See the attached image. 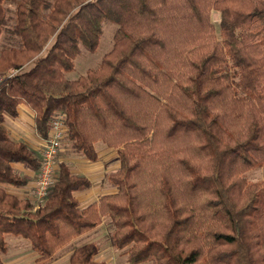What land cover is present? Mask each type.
<instances>
[{
	"label": "trees",
	"instance_id": "16d2710c",
	"mask_svg": "<svg viewBox=\"0 0 264 264\" xmlns=\"http://www.w3.org/2000/svg\"><path fill=\"white\" fill-rule=\"evenodd\" d=\"M218 12L216 25L212 13ZM0 0V36L8 29ZM117 25L100 66L77 80L81 45L99 47L103 22ZM17 47L0 52V264L6 236L51 262L109 218L112 246L129 264H264V0H19L10 28ZM29 65L30 68H27ZM24 104L46 139L58 113L66 141L90 162L96 144L117 150L106 177L116 192L85 208L88 177L59 161L40 205L6 187H27L42 156L5 126ZM98 245L70 264L97 261Z\"/></svg>",
	"mask_w": 264,
	"mask_h": 264
},
{
	"label": "rangeland",
	"instance_id": "374dc122",
	"mask_svg": "<svg viewBox=\"0 0 264 264\" xmlns=\"http://www.w3.org/2000/svg\"><path fill=\"white\" fill-rule=\"evenodd\" d=\"M18 2L19 0H5L7 15L11 21L8 25V29L0 36V52L5 48L18 46V40L16 37H14V35H12L10 31V28L14 25L15 12ZM212 18L216 25H218L220 19L219 13L213 12ZM116 30V24L109 21H104L99 47L97 50L91 51L86 46L81 45V53L75 59V68L73 71L66 73V78L68 80H77L81 76H84L88 70L98 68L103 57L113 48ZM30 66L31 65H29L28 68H30ZM10 121V119L5 121V126H7L10 134L19 133V130H17L18 126L20 125L19 121L15 122L16 124ZM27 129V136L22 135V138H18V140L27 143L29 146H32L31 144L34 143L32 135L35 134L34 125L31 119H28ZM12 138L15 137L12 136ZM65 149L66 150L62 155V161L66 162L70 167L72 166L77 168L78 165L85 161L83 156L75 153L72 150L66 140ZM96 150L100 154L101 158L105 156L108 166L105 168L103 163H100V161L96 164L94 162H89L88 169L92 170L93 173L97 172V176H93L95 184L100 185L103 183V185H105L104 188L110 189L112 186L108 183L106 177L109 173L115 172L119 168L117 151L112 149L108 150L105 144L102 142L96 144ZM104 150H106V152ZM101 161L104 162L103 158ZM245 177L251 182L264 180V166L249 171ZM112 233L113 226L110 219L107 217L101 226L89 233L84 234L83 236L74 239L70 244L63 248L51 262L46 264H70V253H72L75 249L90 243H94L99 247V252L96 257L97 261H105L110 264H129L127 255L124 253V251H118L112 246ZM6 241L8 245V251L6 254H1L5 264H35L36 254L32 250L29 241L11 235L6 236ZM143 264L152 263L148 262Z\"/></svg>",
	"mask_w": 264,
	"mask_h": 264
},
{
	"label": "crops",
	"instance_id": "0c3cea01",
	"mask_svg": "<svg viewBox=\"0 0 264 264\" xmlns=\"http://www.w3.org/2000/svg\"><path fill=\"white\" fill-rule=\"evenodd\" d=\"M7 119H9V118H7ZM7 119H6V121H7ZM28 119L32 120V123L34 125V134H35V135H32L34 143H32L31 144L32 146H30V147L32 149H34L35 151L40 152L42 150V148H43L44 139L39 137V135L36 132L35 124H34V113L24 104H22L19 107V116L16 119H10L11 120L10 122H12V123H15V122H18V121L20 123L18 128L16 127L17 130H19L18 131L19 133H12V134H10V137L12 138V136H14L15 138H12L13 140L20 141V140H18V138H22V135L27 136V133H28V129H27V127H28ZM5 125H6V123H5ZM107 149L111 150L110 148H107ZM65 150L66 149H65V143H64V147H63V149L61 151V154H60V161H62V155H63V152H65ZM112 150H115V149H112ZM104 151L106 152V150H104ZM98 156H99L98 161H96L94 163L96 164V163H99V161H100V163H103V166H105V168H106V166H108V163L105 160V156L102 157L104 162L101 161L102 158H101L99 153H98ZM89 162H90L89 160L85 159V161L83 163H81L80 165H78L77 168L76 167H72V166L70 167L71 170L74 173L85 175L86 177H88L90 179V181L92 183L91 188H89L87 190H84V191H81V192H78V193L75 194L76 198L78 199V201L80 203V207L81 208H85L88 205H90L91 203L98 201L103 195L112 194V193L116 192V188H113V187L110 188V189L104 188L105 185H103V183L100 184V185L95 184L93 176H97V172L93 173L92 170L88 169ZM13 166L18 172L33 177V181L27 187L7 186L6 187L7 191L10 194L15 195L19 199H27L28 198V199L34 200L33 189L35 187L37 174L31 172L30 170L26 169L22 165L14 164ZM103 170H105V169H103ZM104 220H105V218L103 219V222H104ZM72 253H70L69 259H70V256L72 255ZM35 254H36V260H37L39 256H38L37 253H35Z\"/></svg>",
	"mask_w": 264,
	"mask_h": 264
},
{
	"label": "built area",
	"instance_id": "2783aa9c",
	"mask_svg": "<svg viewBox=\"0 0 264 264\" xmlns=\"http://www.w3.org/2000/svg\"><path fill=\"white\" fill-rule=\"evenodd\" d=\"M16 73L18 70L9 71L0 77V82L5 77H11ZM66 120L67 117L64 113L56 114L50 125V134L44 139L41 150L42 163L33 189L34 202L37 206L44 202L50 187L55 183L60 154L67 136Z\"/></svg>",
	"mask_w": 264,
	"mask_h": 264
}]
</instances>
